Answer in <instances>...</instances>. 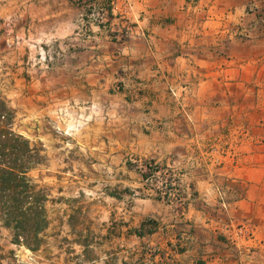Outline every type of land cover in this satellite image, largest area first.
I'll use <instances>...</instances> for the list:
<instances>
[{
	"label": "crops",
	"instance_id": "1",
	"mask_svg": "<svg viewBox=\"0 0 264 264\" xmlns=\"http://www.w3.org/2000/svg\"><path fill=\"white\" fill-rule=\"evenodd\" d=\"M56 1L71 15L83 11ZM220 2L114 0L106 27L82 30L78 20L71 27L79 56L71 68L85 89L78 147L97 154L126 188L143 185L152 161L181 190L171 202L132 197L130 221L120 208L126 235L143 242L150 234L149 264H264V35L223 33ZM211 140L230 144L235 158L214 164ZM229 221L252 227L259 248L250 256L228 248Z\"/></svg>",
	"mask_w": 264,
	"mask_h": 264
},
{
	"label": "rangeland",
	"instance_id": "2",
	"mask_svg": "<svg viewBox=\"0 0 264 264\" xmlns=\"http://www.w3.org/2000/svg\"><path fill=\"white\" fill-rule=\"evenodd\" d=\"M220 1L223 33L248 27L264 35V0ZM76 20L61 1L0 0V98L13 110V130L43 149V163L28 174L48 194V225L35 249L13 242L0 221V264H149L150 234L136 242L119 218L121 209L131 215L132 197H149L144 182L115 183L116 173L100 167L97 154L78 147L85 89L71 68L79 57L71 39ZM223 144L211 140L207 148ZM151 223L144 221L145 230Z\"/></svg>",
	"mask_w": 264,
	"mask_h": 264
},
{
	"label": "trees",
	"instance_id": "3",
	"mask_svg": "<svg viewBox=\"0 0 264 264\" xmlns=\"http://www.w3.org/2000/svg\"><path fill=\"white\" fill-rule=\"evenodd\" d=\"M13 118V110L0 98V221L11 230L13 242L35 249L48 225V194L28 173L45 156L40 146L13 130Z\"/></svg>",
	"mask_w": 264,
	"mask_h": 264
},
{
	"label": "built area",
	"instance_id": "4",
	"mask_svg": "<svg viewBox=\"0 0 264 264\" xmlns=\"http://www.w3.org/2000/svg\"><path fill=\"white\" fill-rule=\"evenodd\" d=\"M73 1L83 9L79 15L82 30H86L90 25L106 27V13L113 5L114 0H107L104 5H98L95 0ZM231 35L245 39L252 38L248 27H242L238 31L235 30ZM207 152L210 156L215 155L220 157L214 160V164L217 165L235 158L234 149L228 143L220 146L211 145L210 149L207 148ZM147 169L148 171L143 177V189L146 196L155 197L165 202L181 198V190L178 188L174 177L170 174L167 167L155 162H149ZM217 202L222 210L228 207L226 188L223 186L217 189ZM224 237L228 248L239 256H250L253 251L259 248V245L255 241L252 227L245 221L227 222Z\"/></svg>",
	"mask_w": 264,
	"mask_h": 264
}]
</instances>
